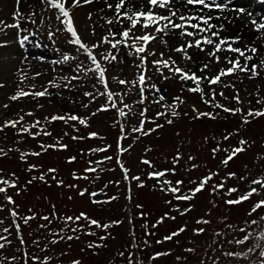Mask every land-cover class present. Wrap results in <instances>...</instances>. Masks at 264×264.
Returning a JSON list of instances; mask_svg holds the SVG:
<instances>
[{"label":"rangeland","instance_id":"obj_1","mask_svg":"<svg viewBox=\"0 0 264 264\" xmlns=\"http://www.w3.org/2000/svg\"><path fill=\"white\" fill-rule=\"evenodd\" d=\"M8 1V0H5ZM264 0H260L263 2ZM255 2V1H254ZM7 4V3H5ZM30 4H38V0H33ZM98 5L99 3H93ZM84 5L82 11L85 10L83 19L76 16L79 25H86L87 14L93 13V19L96 20L97 15H94L95 5ZM0 3V19H4L7 23H12V12L15 4L9 7L8 5L2 6ZM100 5H103L100 3ZM92 6V7H91ZM23 11L27 12L28 7H23ZM84 8V9H83ZM75 9L74 11L76 12ZM76 14V13H75ZM244 17L249 16H242ZM250 18V17H249ZM251 18H256L252 17ZM257 19V18H256ZM98 21L103 24L104 21ZM247 22V19H246ZM250 24V21L247 25ZM251 26V24H250ZM29 27V25H24ZM63 27V25H61ZM108 26H105L107 28ZM100 28H96L97 35H93L91 29L83 27L81 35L82 40L87 45L91 46L96 44L99 40ZM255 33H257L254 30ZM258 34V33H257ZM68 34L60 35L57 40V44L62 49H75L76 46L66 44V40L69 39ZM44 43L50 42L46 39V34L42 38ZM7 42L6 47H0V81L3 82L4 87L0 88V122L5 118L18 119L16 113L20 112V115H24L25 112L31 111L33 116H24L22 126L28 127L31 123L39 119L42 124L41 128H45L51 132L52 135L37 136L32 139L27 134L23 137V143L16 144L18 137L12 128H5L0 132V147L5 149L19 148L20 151H10L7 155L0 156V177L4 179L12 180V174L14 173L18 177L16 181V187H8L0 184L2 187H6L5 194H0V204L6 205L2 211H0V219H4V224H0V229L12 224V218L10 211L15 209L19 217L30 216L35 214L36 218L30 220L27 225L23 223L22 219H18L17 223L21 225V231L26 246L24 251L35 252L38 256H44L38 249L32 246V240L39 239L41 247L50 248L51 251L44 252L48 255L51 252L57 253L53 257L52 264H71L74 260H80L82 264H127V260L119 256L120 252H125L127 256L128 251H134L131 240L133 239V231L135 234V243L144 249L143 252L138 254L144 260V264H201V260L205 264H212V258L216 259V264H248V261L241 257H227L222 253L228 250L244 252L247 250L244 245H234L229 243L234 237L241 238L243 233L236 231L238 228H246L251 233H259L264 229V223L259 225H251L245 223L247 220L259 219V216H264V211H260L259 215L253 213L248 215L252 204L259 199V197H253L249 201L242 202L239 205H227L225 201L229 198H235L236 194L229 197L226 194L227 187H238L241 193L245 192L248 188L247 181L241 182L237 179H228L226 187L219 190L216 193H212L211 185L217 184L222 178H226L228 172H235L237 176H244L246 173L251 178H264V116L253 118L248 117L250 123H242L241 114L224 113L221 108H216L205 104L201 99L199 93H191L186 90L184 82L180 80L179 76L173 75L167 69H163L165 75L170 78L161 81L157 75H155V69H152L154 74L153 79L161 89H166L165 93L167 97H180L179 101H176L175 111L178 112L176 117L168 115L156 117L158 111H171L172 109H164L157 104H152L151 100L154 96L151 92H145L147 99L144 105L134 104L132 112H138L142 107H148L147 117L156 120V123L162 124L163 127L152 132L150 135L144 136L141 133H129L126 140H120L121 147L127 148L126 151L118 153V138L120 137V123H125L127 126V120L121 118L118 115L116 109L110 107L108 111H101L95 116L91 117L89 121L90 126L85 127L78 122L73 121H50L45 120L46 117L50 118L52 115H64L66 111H74L76 114L86 117L96 108L108 103L105 96H99L94 103L90 104L87 109L80 108L78 104H72L70 100H78L87 103L90 98L84 97L85 91H94L91 88V84L95 83V79H86L81 82V85L74 91H67L63 87L60 89L50 88L51 91H60L63 99L52 96L49 98H35L25 97L16 102L8 99V97L18 90V85L25 91L42 90L41 86H47V81L56 78V83L63 85L64 81L60 79L63 75H71L67 66L63 67V72L60 67H57L55 71L52 70L53 66L48 63L38 64L36 61L31 60L27 63L22 61V57L28 55H46L50 59L57 58V54L52 51L51 45L45 50H38L29 48L27 52L22 51L18 43L16 42V29H8L7 34L0 33V42ZM250 43L252 41H249ZM264 40L256 42L259 45H264ZM245 42L240 43L243 45ZM248 43V42H247ZM105 47H109L105 45ZM210 48V46H205ZM160 50L161 45L159 43H152L149 50ZM94 53L98 51L93 49ZM115 52V50H112ZM190 53L194 57L208 59L203 52H197L195 49H190ZM251 55V53H246ZM180 54L174 53V58H178ZM221 56L224 53H220ZM233 57L238 54H232ZM120 57L125 59L123 64H115V67L109 65L110 71L106 74L108 77V87L113 93H120L123 95L124 103L132 104L139 99L137 95L138 87H132L130 84L121 85L118 79H112L113 76H117L119 79H125L126 81H137L140 71L134 66L139 63V60L135 56L129 58L126 56L125 50L122 48L119 54ZM80 59L84 60L85 56L80 55ZM151 59V57H150ZM241 63H243V57H240ZM103 64L104 62L101 61ZM185 64L188 61H184ZM251 64V61L249 62ZM222 67H225L223 63L211 65V71L213 73L218 72ZM123 72H120V69ZM18 69H25L27 77L24 79V83L20 84L21 72ZM36 71H46V75L31 79ZM250 74L236 73L232 76L222 77L225 83H235L236 89L239 90L240 100L242 104H237L235 100L229 103L221 97H217V101L224 104L227 107H243L245 110L251 107L264 108V105H256L255 100L249 96V92H252L255 86H261V97H264V80L256 78L255 80H249L247 76ZM91 76V74H90ZM76 83V82H73ZM35 84L36 89H32L30 85ZM189 85L195 86L192 82H188ZM217 88L219 86L213 85ZM98 90L103 92L102 85H98ZM226 95L234 96L236 93L232 89H225ZM119 100V97H116ZM3 104H9L10 107L5 109ZM42 104L43 108L38 109L37 105ZM122 107V104H118ZM195 109V110H194ZM127 112L128 110L125 109ZM223 111V112H222ZM208 112L215 115V119L207 116L200 117V113ZM196 117H200L197 119ZM173 119L171 125L166 123V119ZM133 124H137L136 117H132ZM21 125H18V128ZM155 127L154 124L145 123V130ZM78 129V131H74ZM238 130V131H237ZM33 132L36 129L32 130ZM96 132L98 137L89 138V133ZM67 133V135L65 134ZM231 133V137L228 140H223L225 134ZM73 136H82L84 140H73ZM215 136L217 140L221 142L222 148L240 146L239 140L244 139L248 142L244 145L245 151L237 154L233 157L232 161H229L228 166L221 163L225 152H218L213 158L212 149L216 146V140L212 137ZM137 137V139H133ZM102 138V139H101ZM67 145V150L61 151L58 146L56 149H47L43 151L39 157L25 156L24 160H21V152H41L40 144L50 145L56 143ZM88 140L91 142L88 143ZM106 153H89V160L97 161L102 160L104 156L112 157L111 161H104L99 165H90L89 162L85 165L87 168L96 167V172H91L87 176L88 179H81L80 182H75L78 187L69 188L67 185L72 184L73 180L69 177V170L65 163L61 162L70 156L81 158L82 161L86 159L85 154H81V150H90L92 148L108 146ZM150 149V150H147ZM177 149H179L182 159L176 165V174L172 175L168 173L166 177H161L160 180L168 179L173 183L178 179L184 180L183 190L187 193L188 188L195 187V184H189L190 180L196 181L198 184L201 179L209 175L210 172H218V176H214L213 179L205 186V189L197 193L195 197L190 201H176L171 193H165L160 190L161 184L157 179H149L148 173L151 171H162L165 169H171L173 167V158L176 155ZM123 153V155H121ZM118 154V155H117ZM195 157V160L191 163L198 165L196 168H191L188 164V156ZM147 159L151 162V167L144 164L142 161ZM26 161V162H25ZM119 161V163H118ZM59 164L62 177L56 176V180L46 177V180H51L52 185H55L53 189H47L45 183L36 180L31 184H27V181L31 180L32 176H39L44 173V169L48 166L54 167V164ZM31 164L38 166V170L29 172L28 167ZM46 164V166H45ZM123 165L125 169H128L129 179H124V171L120 165ZM186 165L188 170H186ZM247 165V168H245ZM103 169V171H101ZM77 171V170H76ZM84 176V175H83ZM140 177V181L132 180V177ZM57 180H62L63 185L57 186ZM88 181V182H87ZM119 182L118 184L116 182ZM111 182V183H109ZM139 183H143V189L138 186ZM107 184V188L103 190L100 196L92 198L89 196L93 190L99 191L103 185ZM87 189L85 197L78 196L79 191ZM19 193V194H17ZM8 195L13 198L15 204H7L4 200V196ZM51 196H53L51 198ZM116 196L117 199L111 200V202L94 203L93 200L108 201L110 197ZM71 197V198H70ZM130 197V198H129ZM167 200H172L173 205H178L181 209L192 206V211L188 214L181 216L178 212L171 211L170 215L175 216L176 219H166L162 225L153 228L152 225L156 224L160 217L165 212L170 211V205L165 203ZM53 205L55 209L53 210ZM138 205L142 207L138 208ZM18 206V207H17ZM145 208H144V207ZM31 210V211H29ZM83 210V211H81ZM55 211L57 221L53 226L56 228L59 222H64L63 217L67 216H79L80 213L89 212L91 219L98 220L101 224L111 223L113 221H122L120 224L111 226L107 231L96 228L95 226L89 227V221L81 218L78 224L84 226V231L94 232L95 235H86L84 232L73 233L70 230L72 228L71 222H68L63 229L65 237L67 235L78 236V239L60 240L55 245L49 244V240L53 237L49 233V228H40L39 225L45 224V221L40 219L46 213L50 218ZM141 213L150 214L141 217ZM210 213V215H206ZM133 219V223H130V219ZM200 218L210 220L208 225L197 224L196 221ZM129 220V221H128ZM147 224V229L144 225ZM187 226L186 231L179 234L178 237H174L172 241H165L162 244H157V240H162L163 237L169 233L178 230L181 226ZM228 225L235 226L228 227ZM77 226V224H76ZM132 228L133 230H130ZM194 228H205L206 231L201 235H194ZM51 229V228H50ZM154 232L155 235H145V231ZM31 233V236L29 235ZM219 233V235H216ZM7 235V233H2ZM107 236L106 240H100V236ZM16 247H20L19 241L16 239L15 229H12V235L9 237ZM149 241L148 245H145L144 241ZM3 242V241H0ZM134 242V241H133ZM255 241H249L250 246ZM89 244L103 245L101 247H88ZM195 248L194 253H188L185 249ZM171 251V255H167L158 258L153 261H149L147 258L156 252ZM61 253H67V255L61 256ZM49 256V255H48ZM177 256L186 257L185 260L177 261Z\"/></svg>","mask_w":264,"mask_h":264},{"label":"snow or ice","instance_id":"obj_2","mask_svg":"<svg viewBox=\"0 0 264 264\" xmlns=\"http://www.w3.org/2000/svg\"><path fill=\"white\" fill-rule=\"evenodd\" d=\"M93 3H102L103 7L96 9V15L100 20H103L104 23L100 24L93 19V13L89 12L87 14V23L86 25H79L75 9L82 8L84 5H92ZM27 5L28 11H23L22 5ZM213 9L219 10L221 12L228 10L227 3H219L217 0H38V4H29L28 0H15V7L12 12V23H7L4 19H0V33L7 34L8 29H16V42L20 46L22 51L27 52L29 48L45 50L51 45L52 51L54 54H57V58L50 59L46 55H24L22 61L27 63L31 60L36 61L38 64L48 63L53 66L52 70L55 71L57 67H60V70L63 72V67L67 66L71 75H63L60 77L64 81L63 85L56 83V78L53 77L52 80L47 81V86H41L42 90L34 91H25L18 85V90L15 94H12L8 97L9 100L16 102L25 97L35 98H49L51 100L52 96H57L61 99L62 96L60 91L53 92L50 88L60 89L63 87L67 91H74L77 87L81 85V82L86 79H95V83L91 84V88L94 91H85L83 93L84 97L90 98V100L85 103L78 100H70L72 104H78L80 108L87 109L90 107L91 103H94L99 96H105L106 103L101 105L92 111L88 116L82 117L76 114L74 111H66L64 115H52L50 118L46 117L45 120L50 121H73L78 122L80 125L88 127L90 126L89 121L92 116H95L101 111H108L109 104L110 107L116 109L119 117L125 118L127 120V126L125 123H120V137L118 138V153L126 151L127 148L132 147L128 145L126 148L120 146V140H126L129 133H141L144 136L150 135L152 132L156 131L159 128H162L163 125L156 123V120L150 119L147 117V112L149 111L148 107H142L138 112H132V107L134 104L144 105L147 97L145 92H151L154 96V99L151 100L152 104H157L162 108L171 111H158L156 112V117L160 118L161 116H171L176 117L178 112L174 109L176 108V101L180 100V97L169 98L166 96V89H161L158 84L153 79L152 69H155V75L159 77L161 81L167 80L170 77L165 75L163 69H167L173 75L179 76L180 80L184 82V86L187 91L191 93H199L201 99L205 104L213 106L216 108H221L225 113L241 114L242 123L248 124L250 120L248 117H261L264 116V108L253 109L251 107L245 110L241 107H227L224 104H221L217 101V97L223 98L225 101L231 103L235 100L237 104H242L239 96V90L236 89L235 83L229 82L225 83L222 77L232 76L236 73H245L250 74L247 76L249 80H255L260 78L264 80V45H259L256 43L257 39L264 40V17L259 19L251 18L252 14L249 13L250 24L253 26L254 30L258 33L257 37L253 38L251 44L245 42L243 45L240 44L241 34H237L235 37H229L222 35V33L227 32V27L224 21H227L228 24H232L234 19L239 17H228V16H218L213 17L211 12ZM205 10H208L205 14ZM232 11L239 14L244 13V9H232ZM107 12H110L111 15H106ZM221 21L219 24L212 23L213 20ZM195 21V22H193ZM24 25H29V27H24ZM63 25V27H61ZM105 26H108L105 28ZM83 27H88L91 29L93 35H97L96 28H100L102 31L99 34V40L96 44L91 46L87 45L82 40V29ZM68 34L69 39L66 40V44L76 46L75 49H62L58 44L57 40L60 35ZM46 34V39L50 42L44 43L43 37ZM191 38V39H189ZM179 40V43L175 41ZM159 43L161 45L160 50L151 49L150 45L152 43ZM108 45L109 47H105ZM236 45V46H233ZM7 42H0V47H6ZM205 46H210L206 48ZM124 49L126 56L131 58L133 56L139 60L138 64L134 66L140 71L137 81H126L125 79H119L117 76H113L112 79H118L119 84L125 85L130 84L132 87H138L137 95L139 99L134 101L132 104L124 103L123 95L120 93H113L109 90L108 87V77L107 73L110 71L109 65L115 67V64L125 63V59L120 57L121 49ZM93 49H97L94 53ZM190 49H195L197 52H203L205 57L208 59H203L199 57H194L190 53ZM112 50H115L113 52ZM180 54L178 58H174L173 54ZM220 53H224L223 56ZM246 53H251L248 55ZM85 56L84 60L80 59V55ZM232 54H238V56L233 57ZM151 57V59H150ZM240 57H243V63H241ZM101 61L104 63L102 64ZM184 61H188L187 64ZM251 61V64L249 62ZM213 63L221 64L223 63L225 67H222L218 72L213 73L211 71V65ZM21 72L20 84L24 83V79L28 78L25 69H18ZM123 72L121 68L119 70ZM46 71H36L31 79H36L42 75H46ZM91 74V76H90ZM192 82L195 86H191L188 82ZM76 82V83H73ZM98 85H102L104 91L101 92L98 90ZM213 85L219 86V91L217 88L212 87ZM4 87L2 81H0V88ZM32 89H36V85H30ZM225 89H232L235 91L234 96L226 95ZM261 86L257 85L252 92H249L256 105H264V97H261ZM119 97V100L116 99ZM118 104H122V107H119ZM3 108L8 109L9 104H3ZM38 109H42L43 105L38 104ZM125 109L128 111L126 112ZM195 110V109H194ZM23 109H20L16 115L18 119L5 118L0 122V132L5 128H12L16 130L15 134L21 139L16 141V144L19 145L23 143V137L25 134L30 136L32 139H35L37 136L43 135L50 137L51 132L47 131L45 128H41L42 122L37 119L31 123L28 127L22 126L24 121V116H33L34 113L31 111L25 112L24 115H20V112H23ZM207 116L209 118L215 119V115L208 112L200 113V117ZM132 117H136L138 120L137 124H133ZM200 117H196L197 119ZM152 123L155 125L153 128H148L145 130V123ZM166 123L171 125L173 119H166ZM18 125H21L18 128ZM36 129L35 132L32 130ZM74 131L78 129L74 128ZM238 131V130H237ZM67 135V133H65ZM98 134L96 132L89 133V138H96ZM231 137V133L225 134L223 140H228ZM73 140H84L85 137L82 136H73ZM102 139V138H101ZM137 139V137H133ZM213 140H216V146L212 149L213 158L218 152L227 153L221 160V163L225 166H228L229 161L233 160V157L239 153L244 152L246 149L244 145H247L248 142L244 139L239 140L240 146L229 148H222L221 142L217 140L215 136L212 137ZM62 149H67V145L59 143V140L56 143L50 145L40 144L39 147L42 149L41 152H21V160H24L25 156L31 155L39 157L42 155L43 151L47 149H56L57 147ZM108 146L92 148L89 151L92 153H106ZM20 151L17 147L16 149L8 148L5 149L0 147V156L7 155L10 151ZM150 150V149H147ZM83 152V150H81ZM76 157H70L69 162L75 161ZM182 159L179 149H177L176 155L173 158V167L171 169H165L162 171H151L148 173L149 179H157L158 183L161 184L160 190L165 193H171L173 198L176 201H190L192 200L197 193L202 192L205 189V186L213 179L214 176H218V172H210L209 175L205 176L197 184L196 181L190 180L189 184H195V187L188 188L187 193L183 190L182 186L184 185L183 179H178L174 183L171 180L163 179L161 177H166L168 173L172 175L176 174V165ZM112 157L104 156L102 160L89 161L90 165H99L104 161H111ZM195 160V157L188 156V164L191 168H196L198 165L191 163ZM26 162V161H25ZM144 164L151 167V162L147 159L142 161ZM119 163V161H118ZM124 171V179H129L128 169H125L123 165H120ZM247 168V165H245ZM38 170V166L31 164L28 167L29 172ZM96 167H89L85 169V172H96ZM186 170L188 166L186 165ZM57 169L49 168L48 173H55ZM103 171V169H101ZM264 175V174H262ZM13 179H4L0 177V184L15 188L16 181L18 177L15 174H12ZM74 179H88L87 176L79 177L75 173L73 174ZM237 179L238 181L244 182L247 181L248 188L245 192L241 193L238 187H227L226 194L229 197H232L233 194L235 198H229L225 201L227 205H239L242 202L249 201L254 196L259 197L253 204L248 213L251 216L253 213L259 215L260 211H264V178H251L247 173L244 176H237L235 172H228L226 178H222L219 183L212 184L211 189L212 193H216L221 189H224L227 184L228 179ZM53 180H56V176L53 175ZM132 180L140 181V177H132ZM40 180L47 183L46 175L41 173L39 176L33 175L31 180L27 181V184H31L33 181ZM111 183V182H109ZM119 183L118 181L116 182ZM63 181L57 180V186H62ZM107 184L97 191L93 190L89 194L90 197L95 198L101 195L103 190L107 188ZM139 187H143V183L138 184ZM69 188L78 187V185H67ZM7 191L6 187L0 186V194H5ZM87 189L81 190L79 195L84 196L87 192ZM19 194V193H17ZM71 198V197H70ZM130 198V197H129ZM117 199L116 196L110 197L108 201L93 200L94 203H105L111 202V200ZM4 200L7 204H15V201L11 196L5 195ZM170 205V211L165 212L162 217L159 218L156 224H153L152 227L156 228L159 225H162L166 219L175 220L176 217L170 215L171 211L178 212L181 216H184L192 211V206L181 209L178 205H173L172 200L165 201ZM6 205L0 204V211ZM18 207V206H17ZM138 208L142 205H138ZM55 206L53 205V210ZM31 211V210H29ZM146 214L141 213V217ZM210 215V213H206ZM10 216L12 218V224L5 226L0 229V232L7 233V235L0 234V264H52L53 257L44 255L38 256L35 252L24 251L26 246V241L23 238L21 225L17 223L18 219H22L25 225L28 224L30 220L36 218L35 214L30 216H25L23 218L19 217L18 212L13 209L10 211ZM81 218L89 221V227L95 226L96 228H101L107 231L111 226L115 224H120L122 221H113L111 223L101 224L96 219H91L87 216L86 213H80L79 216H67L63 217L64 223L68 225V222L77 224L76 227H72L70 230L73 233L84 232L86 235H95L94 232L84 231V226L78 224L77 222ZM40 219L47 221V224L39 225L40 228H49L52 223V219H59L56 217L55 211L52 213V217L48 215L41 216ZM4 219H0V224H4ZM131 223V220H130ZM197 224L208 225L211 223L210 220L200 218L196 221ZM249 226L259 225L264 223V216H259V219H251L245 221ZM147 224L144 225V228L147 229ZM228 227H235L228 225ZM15 229L16 239L19 241L20 247H16L13 241L9 238L12 235V229ZM187 226H181L178 230L173 231L163 237L162 240H157V244H162L165 241H172L174 237H178L179 234L186 231ZM66 229L52 230L49 228V233L53 237L49 240V244L55 245L60 242V240L67 239H78V236L67 235L65 237L64 232ZM206 231L205 228H194V235H201ZM236 231L243 233L241 238H233L229 243L234 245H244L247 250L244 252L228 250L223 252V256L227 257H241L248 261V264H264V229H262L258 234L251 233L246 228H238ZM31 236V233H29ZM133 235V245L132 247L137 249V251H128L127 256L125 252H120L119 256L127 260V264H144V260L138 254L143 252L144 249L140 248L138 244L135 243V234ZM145 235H155L154 232L145 231ZM219 235V233H216ZM108 237L100 236V240H106ZM249 241H255L250 246ZM32 246L38 249L40 252L51 251L50 248L41 247L39 239L32 240ZM145 245L149 244V241H144ZM103 245H93L89 244L88 247H101ZM188 253H194L195 248L185 249ZM61 256L67 255V253H61ZM171 255V251L156 252L151 254L147 259L149 261L156 260L158 258ZM184 256H177L176 260L181 261L185 260ZM71 264H82L80 260H74ZM201 264H205L201 260ZM212 264H216V259L212 258Z\"/></svg>","mask_w":264,"mask_h":264},{"label":"bare ground","instance_id":"obj_3","mask_svg":"<svg viewBox=\"0 0 264 264\" xmlns=\"http://www.w3.org/2000/svg\"><path fill=\"white\" fill-rule=\"evenodd\" d=\"M32 1L33 0H28V3L30 4ZM240 1H241V3L243 2L245 4V0H240ZM209 2H211V0H209ZM217 2L223 3V0H217ZM0 3L3 4L2 6L8 5L9 7H11V5L15 4V0H8V1L0 0ZM5 3H7V4H5ZM93 5H95V4H93ZM22 6L26 7L27 5L25 4ZM100 7H103V5H100V3L98 5H95L94 8L92 7V9L95 10L94 15H96V9H98ZM244 7H245L244 8L245 11L242 15L237 13V12L232 11L231 8H228V10L224 11V12L213 9L211 12V15L213 17H218V16L237 17L238 16L239 18L234 19L232 24H228L227 21H224L228 30H227V32L222 33V35H226L229 37H235L239 33V34H241L240 43L248 42V44H251L249 41H253V38L257 37L258 34L254 32V28L252 25L251 26H250V24L247 25L248 22L250 21V18L244 17L242 19V16H249L248 14L251 13L252 17H256L257 19L264 17V3H258L257 5L249 3L247 5L245 4ZM85 10L86 9H84V11H82V9L76 10V12H75L76 16L81 17V19H83V16H86L84 13ZM207 12H208V10H205V14H207ZM106 15H111V13L107 12ZM246 19H247V22H246ZM99 20L100 19L97 16L96 21L98 22ZM193 22H195V21H193ZM220 22L221 21L215 20V19L212 21V23H215V24H219ZM189 39H191V38H189ZM260 40L261 39H257L256 42H259ZM175 42L179 43V40H176ZM233 46H236V45H233ZM173 56H174V54H173Z\"/></svg>","mask_w":264,"mask_h":264}]
</instances>
